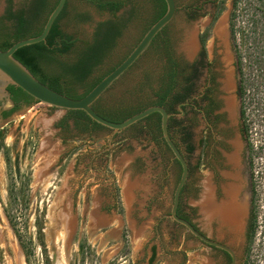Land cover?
Here are the masks:
<instances>
[{
    "label": "rangeland",
    "instance_id": "obj_1",
    "mask_svg": "<svg viewBox=\"0 0 264 264\" xmlns=\"http://www.w3.org/2000/svg\"><path fill=\"white\" fill-rule=\"evenodd\" d=\"M130 1L135 4L144 0ZM22 2L13 0L15 8ZM234 2L222 1L223 11L206 46L220 75L229 130L223 174L229 180L227 189L233 185L234 196L226 205L243 212L242 198L237 197L242 189L244 166L235 61L238 55L243 77L254 85L249 95L248 138L251 170L258 182L257 172L264 170V14L259 13L260 6L254 0H237L235 7ZM5 5V0H0V16ZM142 7L92 79L121 61L140 40L146 24L145 11L151 8ZM72 8L91 17V22L85 24L69 22L68 18L60 21L61 29L78 40L90 39L96 23L110 18L108 13H100L80 0H69L68 12ZM206 25L207 21L187 23L181 14L176 16L170 35L177 56H194L198 30ZM151 58L154 65V57ZM147 67L148 55L115 83L106 97L124 95ZM0 104L9 107L5 98ZM65 114L37 103L0 120L4 132L0 141V264H44L46 258L49 264H178L179 248L187 249L192 241L184 240L167 216L178 169L166 150L148 135L139 133L140 127L120 133L101 130L81 134L70 122L69 130L62 131L56 124ZM232 155L233 163L229 159ZM92 170H104L106 180L102 181ZM81 176L82 189L75 194L73 183ZM206 178L207 171L193 170L191 181L199 186ZM112 179L117 184L110 189ZM184 200L188 206H196L194 192ZM193 221L198 219L193 217ZM82 235L84 249L80 252ZM236 250L239 256L240 249Z\"/></svg>",
    "mask_w": 264,
    "mask_h": 264
},
{
    "label": "trees",
    "instance_id": "obj_2",
    "mask_svg": "<svg viewBox=\"0 0 264 264\" xmlns=\"http://www.w3.org/2000/svg\"><path fill=\"white\" fill-rule=\"evenodd\" d=\"M58 1L23 0L21 5L15 8L13 0H5L6 8L0 17V50L5 51L17 41L38 36ZM80 1L94 7L100 13L110 15V18L96 23L90 39L78 40L61 29L60 21L64 18H68L69 22L75 24L91 22V17L87 12H79L75 8L68 12L69 0H67L45 40L22 47L13 55L39 82L71 99H81L88 94L104 76L110 73L129 54L104 73L91 78L115 49L117 41L121 38L128 24L141 13L142 6L149 5L151 7L149 11H145L146 24L143 35L166 12L164 0H144L135 4L130 0ZM254 1L260 6L259 13L264 14V0ZM236 3L237 0L234 2V7ZM127 5H130L129 9L118 15ZM230 31L231 35L234 36L233 30ZM147 55L148 67L142 71L140 78L131 89L120 97H106L110 87L92 105L98 115L111 122H122L149 106H161L167 110V98L171 95L175 98L177 96L179 66L173 57L172 42L167 34V26L154 37L148 50L127 72ZM151 57H154V65ZM235 67L238 74L236 95L240 102L239 117L242 121L250 104V88L252 89L254 85L243 77L238 55ZM76 87H80L83 92L78 93ZM6 90L15 106L4 112V117H9L17 112L21 108L19 105L21 100H25L26 107L38 103L23 90L13 85H9ZM70 122L72 128L81 134L109 130L93 122L80 110L66 111L65 116L56 124V127L67 132L70 128ZM135 127H140L139 133L148 135L157 146L169 150L162 138L160 114L153 113L127 129ZM168 132L176 145L178 132L177 121L174 118L168 119ZM3 136V130H0V141ZM44 264H49L48 258L44 260Z\"/></svg>",
    "mask_w": 264,
    "mask_h": 264
},
{
    "label": "flooded vegetation",
    "instance_id": "obj_3",
    "mask_svg": "<svg viewBox=\"0 0 264 264\" xmlns=\"http://www.w3.org/2000/svg\"><path fill=\"white\" fill-rule=\"evenodd\" d=\"M222 1L175 0L176 13L170 24L167 25V34L171 38L173 57L179 65L177 96L175 98L171 95L167 98L168 108L166 107L167 110H165L171 114L169 118H174L177 121L176 147L188 166L187 180L179 195L176 215L187 221L207 239L226 246L237 254L236 221L238 219L236 217L232 219L230 208L233 207L226 205L228 199L234 196V191L232 194L228 192L233 185L227 189L229 180L223 174V171H225L223 170V161L228 151L229 132L226 128L224 92L221 89L222 83L219 81L220 75L215 59L209 58L206 46L208 36L223 11ZM178 14H181L183 21L187 23L207 21V25L198 30V50L191 59L183 55L177 56L173 48L170 28ZM193 51L192 49L191 54ZM76 91L78 93L83 92L80 87H76ZM11 104L7 108L1 107L0 104L1 121H5L10 117H4L3 114L15 106L12 101ZM19 105L20 107H26L25 100H21ZM248 123L247 108L242 120V160L244 166V170H241L242 189L237 196L238 198L241 197L243 202L241 248L238 259L239 264H264V170L257 172L259 175L258 182L255 181L254 170H251L252 149L249 145ZM0 130L3 129L0 128ZM165 150L170 156L171 163L177 166L176 179L178 182L182 172L181 166L174 159L171 151L166 148ZM261 150L262 155H264V143ZM193 170L207 171V178L199 186L193 185L191 181ZM92 171L99 174L102 181L106 180L104 170ZM81 177L73 183L75 194L82 189L83 177ZM112 180L113 182L109 186L110 189L116 187L117 184V181ZM193 192L196 199L195 207L188 206L184 200L191 196ZM75 194L71 196L72 209L75 208ZM103 210L104 206L101 208V211ZM235 210L237 209L235 208ZM193 217L198 221L194 222ZM171 221L173 220L171 219ZM174 223L181 231L182 238L192 241L187 249L179 248L178 264L232 263V257L228 252L200 241L190 234L183 225ZM83 238L84 235H82L79 244L80 252L84 249ZM152 255L153 253L150 259Z\"/></svg>",
    "mask_w": 264,
    "mask_h": 264
},
{
    "label": "water",
    "instance_id": "obj_4",
    "mask_svg": "<svg viewBox=\"0 0 264 264\" xmlns=\"http://www.w3.org/2000/svg\"><path fill=\"white\" fill-rule=\"evenodd\" d=\"M67 0H59L55 8L51 11L47 20L44 24L42 32L35 37L26 38L12 44L7 50H0V100L5 98L11 106L10 96L6 88L9 85H13L23 90L26 94L31 96L35 101L48 107L56 108L61 111H83L93 122L113 131L114 133H120L123 130L131 127L138 123L144 118L148 117L153 113H158L161 116V131L162 138L166 143L167 147L171 151L174 159H176L182 169L181 176L177 182L174 193L172 204L170 208L169 218L174 222L183 225L195 238L203 241L209 245L223 249L228 252L232 257L231 264H238L239 259L236 252L226 246H223L217 242L211 241L197 232L192 225L187 221L180 219L176 215V209L179 201L180 192L187 180L188 166L182 155L179 153L176 145L170 138L168 132V119L171 116L165 108L161 106H149L141 112L134 114L122 122H111L100 115H98L93 109L92 105L104 95V93L112 87L137 61L138 59L148 50L154 37L165 28L176 13V2L175 0H164L166 4L165 14L157 20L151 27L144 33L142 38L133 47L129 54L121 61L110 73L104 76L93 88L81 99H71L65 95L57 93L52 89L48 88L41 82H39L19 61H17L13 55L14 53L25 46L34 45L43 42L47 37L53 23L56 18L63 10ZM228 16V15H227ZM225 18V17H224ZM224 20V19H223ZM222 20V22H223ZM17 170V169H16ZM18 175V170L16 171ZM243 212L240 213V221L238 225V231L236 233L237 243L236 247L238 250L241 246V224H242Z\"/></svg>",
    "mask_w": 264,
    "mask_h": 264
},
{
    "label": "bare ground",
    "instance_id": "obj_5",
    "mask_svg": "<svg viewBox=\"0 0 264 264\" xmlns=\"http://www.w3.org/2000/svg\"><path fill=\"white\" fill-rule=\"evenodd\" d=\"M188 46L191 48V44H189ZM228 101H229V100H228ZM227 105L229 106V108H231L230 103L227 102ZM228 106H227V107H228ZM229 159H230V161L233 163V162L235 161V155H232L231 157H229ZM233 191H234V188H233V186H232L231 190L228 191V192H230V194H232ZM230 196H231V195H230ZM240 213H241V212H238L237 210H235V208H234V209H233V208H230V214H231L232 219H235L234 217H236V219L240 220ZM237 217H239V218H237ZM2 228H3V227H2ZM61 240H62V239H61ZM57 264H62V263H61V262H58Z\"/></svg>",
    "mask_w": 264,
    "mask_h": 264
}]
</instances>
